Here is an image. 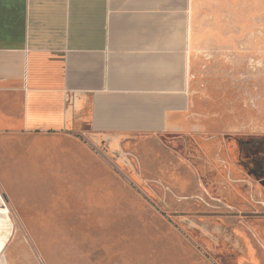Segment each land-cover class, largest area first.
<instances>
[{
	"label": "rangeland",
	"instance_id": "obj_1",
	"mask_svg": "<svg viewBox=\"0 0 264 264\" xmlns=\"http://www.w3.org/2000/svg\"><path fill=\"white\" fill-rule=\"evenodd\" d=\"M193 29L192 131L2 140L0 264H264V0H194Z\"/></svg>",
	"mask_w": 264,
	"mask_h": 264
},
{
	"label": "crops",
	"instance_id": "obj_2",
	"mask_svg": "<svg viewBox=\"0 0 264 264\" xmlns=\"http://www.w3.org/2000/svg\"><path fill=\"white\" fill-rule=\"evenodd\" d=\"M194 0H0V146L192 131ZM251 251V249H250Z\"/></svg>",
	"mask_w": 264,
	"mask_h": 264
},
{
	"label": "bare ground",
	"instance_id": "obj_3",
	"mask_svg": "<svg viewBox=\"0 0 264 264\" xmlns=\"http://www.w3.org/2000/svg\"><path fill=\"white\" fill-rule=\"evenodd\" d=\"M0 198L3 199L4 203V196L0 190ZM11 210L9 206H1L0 207V257L3 254L5 248H6V241H7V234L10 233L12 230L11 224L13 222L12 216H11ZM7 224V226H2L1 224ZM2 228L6 229V231L2 230Z\"/></svg>",
	"mask_w": 264,
	"mask_h": 264
}]
</instances>
